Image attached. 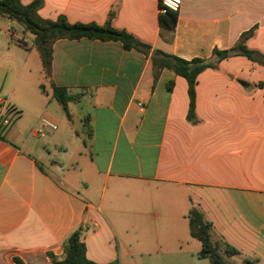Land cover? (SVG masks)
<instances>
[{"label": "crops", "instance_id": "obj_1", "mask_svg": "<svg viewBox=\"0 0 264 264\" xmlns=\"http://www.w3.org/2000/svg\"><path fill=\"white\" fill-rule=\"evenodd\" d=\"M42 1L43 20L111 23L152 50L59 39L49 80L35 35L0 17V121H11L0 122V264L60 261L76 231L97 264H211L198 257L192 209L211 224L219 251L229 255L230 246L237 264L261 263L264 0H182L175 30L164 35L159 0ZM11 28L25 46L11 41ZM247 32L255 58L236 51L203 71L190 119L188 81L157 73L152 53L212 59ZM53 85L73 96L67 112ZM44 120L57 128L35 136Z\"/></svg>", "mask_w": 264, "mask_h": 264}, {"label": "trees", "instance_id": "obj_2", "mask_svg": "<svg viewBox=\"0 0 264 264\" xmlns=\"http://www.w3.org/2000/svg\"><path fill=\"white\" fill-rule=\"evenodd\" d=\"M43 6L42 0H35L29 5H24L22 0H0V17L7 18L19 24L25 32L35 35L34 48L37 50L45 78H52L53 43L59 39H82L100 41H119L127 51L136 50L145 55L151 53L152 47L143 43L133 35L112 27L111 23L105 26L96 24H70L65 18L60 17L56 21L43 20L38 12ZM179 14L174 11H167L159 15L161 32L172 34L178 22ZM250 32L244 33L239 44L225 51L215 49L212 59L194 58L190 61L177 56L166 54L162 51L152 53V63L157 68V73L163 69L171 70L176 75L185 78L189 83L191 97L189 118L195 117V84L198 76L208 68H214L218 62L238 52L248 58H255L254 52L245 46V41ZM169 41L172 36L167 38ZM157 78V76L155 77ZM169 89L171 85L169 84ZM53 95L67 112V104L73 96L66 88L53 85ZM191 236L201 243L199 258H209L211 264H228L220 255V247L211 240V224L205 221L202 213L192 209L189 213ZM64 258L53 260V264H97L87 258L86 245L80 231L74 232L64 243ZM226 252L229 255H236L238 251L227 246ZM16 264H24L20 259H15ZM119 264V262L111 263ZM242 264H257L255 261L246 260Z\"/></svg>", "mask_w": 264, "mask_h": 264}, {"label": "built area", "instance_id": "obj_3", "mask_svg": "<svg viewBox=\"0 0 264 264\" xmlns=\"http://www.w3.org/2000/svg\"><path fill=\"white\" fill-rule=\"evenodd\" d=\"M159 3H160L161 13H166L169 10L178 12L182 0H159ZM8 36L11 39V41L16 44L22 46H25L27 44V39L14 28L9 29ZM0 122H1V126L8 127L11 121L6 117H1ZM48 128L55 130L57 127L46 120L42 121V125L40 126V128L35 131V136H44L46 129Z\"/></svg>", "mask_w": 264, "mask_h": 264}, {"label": "rangeland", "instance_id": "obj_4", "mask_svg": "<svg viewBox=\"0 0 264 264\" xmlns=\"http://www.w3.org/2000/svg\"><path fill=\"white\" fill-rule=\"evenodd\" d=\"M22 34H24L25 36H27L29 39L32 38L33 39V35L30 33H26L23 30H19ZM220 255L222 256V258L228 263V264H237V262L241 261V258L237 257V256H229L226 255L224 252L219 251ZM243 256V254H241ZM264 255V253L261 254V263L259 264H264V257H262ZM230 257H233L232 260H230Z\"/></svg>", "mask_w": 264, "mask_h": 264}]
</instances>
